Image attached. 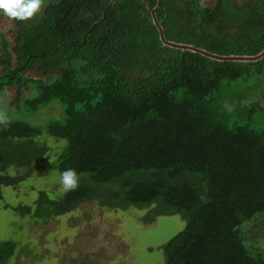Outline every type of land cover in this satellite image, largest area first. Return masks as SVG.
Here are the masks:
<instances>
[{"label":"trees","instance_id":"16d2710c","mask_svg":"<svg viewBox=\"0 0 264 264\" xmlns=\"http://www.w3.org/2000/svg\"><path fill=\"white\" fill-rule=\"evenodd\" d=\"M110 1L45 0L39 16L14 20L10 43L0 31V93L15 87L25 116L58 102L62 117L44 130L67 141L48 163L40 127L0 125V185L19 181L10 167L72 168L79 186L54 199L38 192L32 217L79 203L145 210L143 225L179 215L183 228L161 246L164 264H264L239 229L257 217L264 225V99L246 103L264 88V57L219 62L163 46L142 2ZM155 16L166 40L212 54L264 48V0H159ZM30 70L45 80L23 76ZM14 248L0 241V264Z\"/></svg>","mask_w":264,"mask_h":264},{"label":"rangeland","instance_id":"374dc122","mask_svg":"<svg viewBox=\"0 0 264 264\" xmlns=\"http://www.w3.org/2000/svg\"><path fill=\"white\" fill-rule=\"evenodd\" d=\"M214 1L201 0V3L211 7ZM43 6L35 17L42 13ZM0 31L10 43L15 34L14 20L0 14ZM23 76L45 80V76L35 70L25 72ZM31 93L32 88L23 90L19 101ZM15 99V87H6L0 93V113L5 114L7 120L22 119L40 127L41 134L35 141L44 149L46 161H55L63 146L62 140L50 136L44 125L61 119L59 103L52 102L25 116L15 109ZM263 99L264 88H260L246 103H262ZM227 107L232 108V103H227ZM29 170L10 167L6 174L18 176L19 181L14 186L0 185V241L15 243L7 264H164L161 246L183 228L184 221L179 215L159 216L152 223L143 225L141 217L145 210L133 207L110 210L96 203H79L68 211L35 219L32 214L38 192L43 191L52 199L61 196L57 183L59 173L39 163H33ZM21 205L30 206V212L22 216L13 211ZM260 220L257 217L245 222L239 229L251 253L264 257V225Z\"/></svg>","mask_w":264,"mask_h":264},{"label":"clouds","instance_id":"9594fccd","mask_svg":"<svg viewBox=\"0 0 264 264\" xmlns=\"http://www.w3.org/2000/svg\"><path fill=\"white\" fill-rule=\"evenodd\" d=\"M43 3L44 0H0V14L9 20L26 21L41 10ZM0 125L4 128L8 126L7 117L3 113H0ZM62 144L66 146L67 141H62ZM57 183L60 195H64L79 186V176L75 169L68 168L59 174Z\"/></svg>","mask_w":264,"mask_h":264},{"label":"water","instance_id":"95a60500","mask_svg":"<svg viewBox=\"0 0 264 264\" xmlns=\"http://www.w3.org/2000/svg\"><path fill=\"white\" fill-rule=\"evenodd\" d=\"M139 1L142 2L146 6L147 10L149 11L151 22L153 26L156 28L157 33H158V39L163 46H167V47L174 48V49H179L181 51H189L192 53H197L201 56H204L206 58H209L211 60H216L219 62H223V61H226V62H256L264 57V48L255 55H226L224 56V55H217V54L209 53L203 49L194 47L192 45L168 41L164 38L162 28L155 16V11L159 5V0H157L153 8L149 7L143 0H139ZM112 2L113 0H111L109 4H111Z\"/></svg>","mask_w":264,"mask_h":264}]
</instances>
